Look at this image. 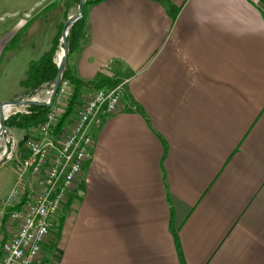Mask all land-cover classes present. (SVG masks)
I'll list each match as a JSON object with an SVG mask.
<instances>
[{"label":"crops","instance_id":"1","mask_svg":"<svg viewBox=\"0 0 264 264\" xmlns=\"http://www.w3.org/2000/svg\"><path fill=\"white\" fill-rule=\"evenodd\" d=\"M86 19L78 109L101 82L124 95L40 262L264 264V0H103Z\"/></svg>","mask_w":264,"mask_h":264},{"label":"built area","instance_id":"2","mask_svg":"<svg viewBox=\"0 0 264 264\" xmlns=\"http://www.w3.org/2000/svg\"><path fill=\"white\" fill-rule=\"evenodd\" d=\"M71 89L72 84L64 79L53 103L58 107H53L40 127L43 139L26 143L30 157L16 170L12 194L0 201V264H42V245L90 159L94 145L91 128L119 111L125 83L97 89L77 110L70 131L63 137L62 132L53 135L67 109ZM46 93L45 98L51 91ZM44 171V182L38 191L24 189L27 173L39 178Z\"/></svg>","mask_w":264,"mask_h":264},{"label":"rangeland","instance_id":"3","mask_svg":"<svg viewBox=\"0 0 264 264\" xmlns=\"http://www.w3.org/2000/svg\"><path fill=\"white\" fill-rule=\"evenodd\" d=\"M87 1L93 2L95 0ZM78 6L79 4L76 0H0V104L12 101L9 100V97L22 90L20 81L25 79L30 61L39 60L40 56L42 57V55L50 51V49L57 44L56 41L58 37L61 36L68 18L78 12ZM21 24L27 27V31L23 32L22 35L20 32H17L16 34L19 35V38L11 43V39L15 36V34H13L15 26ZM60 50V43H58L57 51L59 52ZM64 79L67 80L65 76L63 80ZM69 82L71 83V81ZM47 91L50 90L45 89L32 97L38 98L41 102H48L50 96L45 98L46 94H48L46 93ZM29 94H25V96ZM58 94L57 92L56 96ZM72 94L73 92L71 95ZM123 95L124 92L121 97V104ZM52 105L53 106L49 108L50 111L55 106L54 104ZM57 107L56 105L55 108ZM28 108L29 107H21L17 110L14 109L13 113L9 116L11 117L17 113H28V111H23L28 110ZM75 117L76 116L73 118L75 119ZM73 121L70 120L63 129L62 134H60L61 137L70 131L68 126L70 123L72 124ZM7 129L12 135L10 138L12 155L10 158L11 160L7 161L8 163L5 162L6 164L3 163L4 165L0 167V186L3 191L2 194H0V201H3L2 198H8L12 194L17 181L16 169H18L19 164H21L23 160L30 157V152L26 143L29 140L37 141L43 139L39 128V130H36L38 131L36 135L32 134L31 139H26V143L20 145L26 133L17 129ZM92 150L93 148L91 152ZM3 151L4 149L2 152ZM89 161L90 159L88 162ZM44 177L45 171L39 178H33L30 173H27V180L25 182L26 187L24 189L28 191H30V189L38 191L44 182ZM65 205L66 203L63 207H65ZM52 231L53 230H51V233Z\"/></svg>","mask_w":264,"mask_h":264},{"label":"trees","instance_id":"4","mask_svg":"<svg viewBox=\"0 0 264 264\" xmlns=\"http://www.w3.org/2000/svg\"><path fill=\"white\" fill-rule=\"evenodd\" d=\"M79 4L80 0H76ZM103 0H95L93 2L87 1L84 16L81 21H79L69 33L68 41L70 45V56L79 50L82 47V43L86 37L87 30V19H86V10L88 6L92 3H98ZM60 36L58 37L59 40ZM58 40L50 51L45 53L39 60L33 61L30 63L29 68L26 72V77L21 81L20 85L24 89L25 94H29L35 90H38L42 86L50 84L58 73V67L55 64L56 53L58 50ZM65 78L71 81L74 86L73 94L68 99V106L62 118L58 121V124L55 130L52 132L53 135L60 134L63 129L67 126V124L72 120L74 116H76L79 101H78V93L79 89L82 85L80 81H78L72 72L67 66V70L65 73ZM117 83L111 82H101L99 84L94 85L95 88H107L116 86ZM28 113H17L11 116L7 122L6 126L9 129H17L24 131L26 135L24 136L23 141L20 145H24L26 143L25 139H31L34 131L38 130L41 125L45 122L47 115L50 111L49 108L40 107V106H31L28 108Z\"/></svg>","mask_w":264,"mask_h":264},{"label":"water","instance_id":"5","mask_svg":"<svg viewBox=\"0 0 264 264\" xmlns=\"http://www.w3.org/2000/svg\"><path fill=\"white\" fill-rule=\"evenodd\" d=\"M87 0H80L78 6V12L70 16L62 30L60 36V49H62L63 56L60 62L57 63L58 51L56 53L55 64L58 67V73L54 80L46 87H41L40 89L31 92L27 96H23L21 98H17L12 101L5 102L0 104V165L11 160L12 150H11V142L10 138L12 135L9 133V130L6 127V121L9 119L10 116H5L4 108L10 107V109H18L21 107H31V106H40L45 108H50L55 100L56 94L60 88L61 82L65 76L69 56H70V45L68 41V36L72 28L77 24L79 21L83 19L84 16V9L86 6ZM48 89L51 91V95L49 97L48 102H41L38 98H34L32 96L36 95L37 93ZM26 141V139H25ZM5 144V145H3ZM4 151L2 152V150Z\"/></svg>","mask_w":264,"mask_h":264},{"label":"bare ground","instance_id":"6","mask_svg":"<svg viewBox=\"0 0 264 264\" xmlns=\"http://www.w3.org/2000/svg\"><path fill=\"white\" fill-rule=\"evenodd\" d=\"M63 56V52L62 49L58 52V57H57V63L60 62V60L62 59ZM55 105V104H54ZM53 106V105H52ZM19 109V108H18ZM17 110V109H16ZM14 111V109H10V107H5L4 108V112H5V116H9L10 114H12ZM20 112V111H19ZM39 130V129H38ZM42 136V135H41ZM39 137V136H38ZM1 138V137H0ZM14 140V139H13ZM12 141V140H11ZM1 142V139H0ZM17 170V169H16ZM7 199V198H6ZM62 211V210H61Z\"/></svg>","mask_w":264,"mask_h":264}]
</instances>
